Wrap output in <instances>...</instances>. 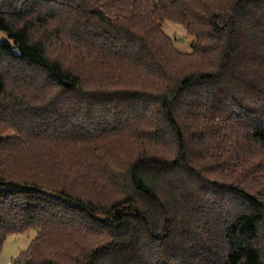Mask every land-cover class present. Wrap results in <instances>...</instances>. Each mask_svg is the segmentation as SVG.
Here are the masks:
<instances>
[{"label": "trees", "instance_id": "1", "mask_svg": "<svg viewBox=\"0 0 264 264\" xmlns=\"http://www.w3.org/2000/svg\"><path fill=\"white\" fill-rule=\"evenodd\" d=\"M1 34L0 253L33 231L15 264H264V202L205 173L214 122L264 153V0H0Z\"/></svg>", "mask_w": 264, "mask_h": 264}, {"label": "rangeland", "instance_id": "2", "mask_svg": "<svg viewBox=\"0 0 264 264\" xmlns=\"http://www.w3.org/2000/svg\"><path fill=\"white\" fill-rule=\"evenodd\" d=\"M162 31L171 39L178 52L185 55L192 53L191 46L194 37L183 26L165 22L162 24ZM3 39H5V36L1 34L0 40ZM37 79L40 80L38 77ZM56 92V90H53L52 94H56ZM38 103L34 102V105L38 106ZM241 122L244 124V121L241 120ZM9 127V125L0 122V135L7 138V142L11 147H16L17 134ZM243 132L244 129L242 128L234 127L231 130L227 127V124L224 125L219 121L211 124L210 134L213 140L208 135L206 136L209 164L205 168V173L210 181H215L218 184L233 183L244 188L250 194H256L264 202V153L258 152L255 145L244 141L247 134H243ZM199 137V133L192 134L190 141H196ZM104 145L107 148L120 146L118 149L120 151L124 150L125 154L119 153V158L121 160L123 158L127 159L126 153L130 143L125 137L121 136L120 139L119 137L110 138L104 142ZM164 146L167 151L174 150L173 143L170 141H167ZM241 153L243 154L242 158L238 156ZM114 159L117 160L116 158H110L109 161ZM233 204V207H237V204L234 202ZM36 235L35 232L31 231L25 235H14L7 238L0 253V264H15V260L30 247Z\"/></svg>", "mask_w": 264, "mask_h": 264}]
</instances>
